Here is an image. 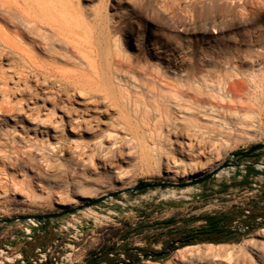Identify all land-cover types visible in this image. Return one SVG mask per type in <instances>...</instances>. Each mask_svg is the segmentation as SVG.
Instances as JSON below:
<instances>
[{
  "label": "rangeland",
  "instance_id": "1",
  "mask_svg": "<svg viewBox=\"0 0 264 264\" xmlns=\"http://www.w3.org/2000/svg\"><path fill=\"white\" fill-rule=\"evenodd\" d=\"M68 1L78 7L92 30L95 41L92 50L95 54L94 71L97 73L95 78L99 90L97 97L83 104L78 95L79 88L87 89L78 81V75L87 72V60L81 55L85 53L82 49L73 56L74 62L66 63L55 58V65L66 75L59 79L66 89L45 88L28 79L27 85L34 94L32 98L28 94H17L10 90L9 97L5 99L15 103L13 115L17 125L14 133L9 116L4 117V112L0 110V140L8 138L29 144L28 139L22 138L26 135L19 125L26 129V117L35 115L37 110H40V115L47 109L57 115L60 107L80 109L83 105H87L89 110H111L98 102V97L105 95L120 110H129L120 104L119 94L123 88L130 89L132 75L126 73V65L130 63L138 71L134 74L137 79L145 76L142 68H147L153 76L178 83L173 63L167 61L168 56L173 59L188 58L207 70L215 65L222 68L221 64L227 59L224 54L221 55L223 58L212 56V49L230 50L231 57L234 51H239L237 62L242 65L246 75L255 78L256 84L251 85V93L247 95L245 103L238 106L236 113L225 117V128L215 135L213 141L188 153H181L173 141L154 142L139 137L122 146L123 158L129 163H124L119 157L105 163L95 158L86 161L65 159L54 152L50 153L52 160L38 165L39 175L30 172L27 173L31 176L27 173L15 174V184L12 174L0 166V220L13 219L11 223L0 222V248L10 236L21 237L23 229L30 224L28 220H18L19 216L77 208L102 195L133 187L142 180L187 182L207 174L213 170L210 169L212 165L228 159L232 163L230 167H234L227 170V174L216 175L192 187L126 192L109 197L97 205L76 210L73 214L42 221L39 231H34L32 240L15 242L7 255L0 253V262L9 264L6 261L8 257L15 259V264H21L17 259L19 254L26 259L35 255L37 247L44 246L49 250V264H86L87 258L103 247L122 245V236L128 230L133 231L127 244L133 248L145 247L146 236L150 232L145 230L139 234V225L170 217L186 219L232 206L247 208L253 201L264 206V200L259 201L260 191L264 189V177L252 175L246 186H234L245 179L239 178L238 165L258 162L264 158V148L253 159H244L239 155L231 158L233 154L264 143V87L260 83L261 75L264 76V0H129L130 3L120 0L121 5L117 0ZM119 8L127 16L123 19L125 24L122 23L120 27L113 22ZM90 12L93 15L100 12L102 15L94 20ZM131 32H134V38ZM89 51H86L87 55ZM154 51L159 54L156 56ZM41 57L46 61L50 59ZM0 66H5L1 60ZM202 74H206V71ZM8 83L12 85L10 79ZM52 102L58 106L53 107ZM169 167L171 171H167ZM252 184L257 185L259 192L254 191ZM224 186L230 187L223 190ZM173 193L176 197L171 196ZM244 218H238L234 226L242 227ZM200 224L194 222L189 226ZM163 239L165 237L152 243L151 247L157 251L164 250ZM211 245L226 247L227 250L221 254L236 258L238 264H262L264 228H258L239 244L197 243L190 246ZM183 248L159 262L140 255L141 264H184L177 257ZM120 258L124 260L126 257L121 255Z\"/></svg>",
  "mask_w": 264,
  "mask_h": 264
},
{
  "label": "bare ground",
  "instance_id": "2",
  "mask_svg": "<svg viewBox=\"0 0 264 264\" xmlns=\"http://www.w3.org/2000/svg\"><path fill=\"white\" fill-rule=\"evenodd\" d=\"M117 3L121 5L120 0ZM79 13L78 7L68 0H0V60L6 67L0 66V110L4 117L9 116L14 133L17 125L13 115L15 103L5 98L9 97L10 90L32 98L34 94L27 85L28 79L45 88L66 89L59 82L66 75L55 65V58L74 62L73 56L80 49L85 53L90 50L88 55L81 53L87 60V72L78 75V81L87 89L74 90L78 91L83 104L97 97L98 80L92 51L95 41L91 28ZM89 15L97 20L102 14L90 12ZM126 17L124 10L119 8L113 22L120 27ZM131 34L134 38V32ZM210 53L227 56L222 68L215 65L206 70L188 58L168 56L167 61L173 63L178 83L153 76L147 68H142L145 76L137 79L134 76L138 72L136 67L127 64L126 73L132 75V83L130 89H121L119 96L120 104L129 110H120L105 95L98 97V102L111 110H89L83 105L80 109L60 107L57 115L50 109L42 115L40 110L35 115L29 114L26 129L19 125L26 135L22 138L28 139L29 144L8 138L0 140V166L12 174L15 184V174L39 175L38 165L52 160L50 153L54 152L65 159L86 161L95 158L105 163L119 157L129 163L123 158L122 146L139 137L154 142L173 141L181 153L211 143L225 128V117L236 113L238 106L245 103L251 85L256 82L238 63L239 51H234L233 57L230 50L214 48ZM154 54L157 56L159 52L154 51ZM41 56L50 59L46 61ZM203 71L206 74H202ZM261 76L260 83L264 87V76ZM52 106L58 104L52 102ZM167 171H171L170 167ZM227 173L222 169L217 176ZM171 196L176 197V194ZM226 250L224 246H188L179 250L177 257L184 264H238L236 258L221 254ZM261 259L264 264V253ZM6 261L12 260L6 257Z\"/></svg>",
  "mask_w": 264,
  "mask_h": 264
},
{
  "label": "trees",
  "instance_id": "3",
  "mask_svg": "<svg viewBox=\"0 0 264 264\" xmlns=\"http://www.w3.org/2000/svg\"><path fill=\"white\" fill-rule=\"evenodd\" d=\"M256 171L250 169L248 175L240 183H235L234 186H246L249 184L250 176L255 175ZM230 186H224L223 190H228ZM264 200V189L260 191L259 201ZM245 210H249L250 214L246 215ZM245 217L242 220L243 226H234L238 222V218ZM262 221L258 222L257 219ZM201 222L199 226H189L191 223ZM264 228V206H259L258 203L252 202L247 208L232 206L225 210H218L212 213H206L189 218L176 219L173 217L155 220L143 225H139L138 233L141 234L147 230V244L145 247L133 248L127 244V239L133 230H128L122 237L123 244H113L110 247H103L98 252L91 254L86 260V264H141L140 255H146L150 252H159L154 250L151 245L157 242L162 237L163 247L169 250V253L159 258H149L152 261H162L168 259L171 254L179 248L195 245L197 243L211 244H239L258 228ZM173 244V245H172ZM125 255V259L120 256ZM148 259V258H147ZM45 264H49L46 262Z\"/></svg>",
  "mask_w": 264,
  "mask_h": 264
},
{
  "label": "water",
  "instance_id": "4",
  "mask_svg": "<svg viewBox=\"0 0 264 264\" xmlns=\"http://www.w3.org/2000/svg\"><path fill=\"white\" fill-rule=\"evenodd\" d=\"M264 148V143H261L259 145H256L252 148H250L249 150H246L244 152L241 153H236L233 154L231 156V158L237 157L238 155L240 157H243L244 159L249 158V156L255 152V151H260ZM257 156V155H256ZM232 166V163L230 162V159L224 161L223 163L219 164V166H217L216 168H214L213 170H211L210 172H208L205 175L202 176H197L195 178H193L192 180H189L187 182H181V183H175V182H169V181H148V180H142L140 182H138L135 186L133 187H129L126 188L124 190H120V191H116V192H111L105 195H102L94 200H90L80 206H78L77 208H68L65 209L63 211L60 212H56V213H50V214H42V215H31V216H19L17 217V219L19 220H25L28 218H33L39 222L42 221H47L49 219L52 218H58V217H62L66 214H73L76 210H80L86 207H91L93 205H97L101 202H103L105 199L109 198V197H117L119 195H121L122 193H126V192H139L142 190H147V189H153V188H161V189H166V188H186V187H192L198 184H201L203 182H206L210 179H212L213 177H215L217 175V173H219L222 169H226L227 167ZM13 221L12 218H6V219H2L0 220V222L2 223H11ZM173 245V244H172ZM169 253V250H161L159 252H150L146 255H144V258H159L162 257L166 254Z\"/></svg>",
  "mask_w": 264,
  "mask_h": 264
},
{
  "label": "built area",
  "instance_id": "5",
  "mask_svg": "<svg viewBox=\"0 0 264 264\" xmlns=\"http://www.w3.org/2000/svg\"><path fill=\"white\" fill-rule=\"evenodd\" d=\"M254 169L256 171L255 175L256 177H264V158H262L261 160H259L258 162H247L244 164H239L238 165V171H239V178H245L250 169ZM233 169V167H227L226 170H231ZM252 186L255 188L254 191L259 192V188L257 187L256 184H252ZM245 214L249 215L250 211L249 210H245ZM19 220V219H18ZM28 220L29 222L32 220L35 222V224L33 225L31 222L30 224H28V226L26 228L23 229L22 231V236L19 238H15V235H12L9 237V240H4V243L2 245V247L0 248V253L7 255L11 250L13 245L15 244V242H19L21 240H32L34 238V231H39V225H41L42 222H39L33 218H28L25 219ZM257 221H262L261 218H258ZM4 237V236H2ZM49 250H46L44 246H40L37 247L35 249V255L33 256H28L26 259H23L22 254H19V257L17 259L20 260L21 264H26V263H30V264H45L46 262H48V258H47V252ZM15 259L12 260L11 262H8L9 264H15ZM0 264H4V261H2Z\"/></svg>",
  "mask_w": 264,
  "mask_h": 264
},
{
  "label": "flooded vegetation",
  "instance_id": "6",
  "mask_svg": "<svg viewBox=\"0 0 264 264\" xmlns=\"http://www.w3.org/2000/svg\"><path fill=\"white\" fill-rule=\"evenodd\" d=\"M259 152L260 151H255V152H253L250 156H249V158L250 159H253V158H255L256 157V155H258L259 154ZM239 158V157H238Z\"/></svg>",
  "mask_w": 264,
  "mask_h": 264
}]
</instances>
